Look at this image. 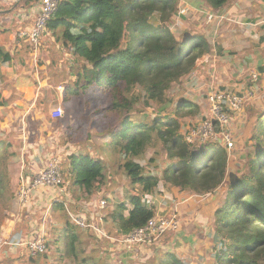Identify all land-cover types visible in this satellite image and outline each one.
Here are the masks:
<instances>
[{"label":"trees","instance_id":"obj_1","mask_svg":"<svg viewBox=\"0 0 264 264\" xmlns=\"http://www.w3.org/2000/svg\"><path fill=\"white\" fill-rule=\"evenodd\" d=\"M35 1L16 0L1 7L0 19L3 14ZM180 1L59 0L46 24L53 39L49 46L51 61L68 66L72 77L65 85L68 99L72 92L77 94L96 85L109 101L99 111L119 113V121L107 127L105 134L130 186L138 188V192L129 196L128 204L118 202L107 210L115 228L113 232L108 229L110 234H129L155 215V207L145 198L160 181L195 193L225 187L211 219L216 233L225 239V246L215 249V264H264V101L261 106L246 102V119L252 127L244 141L239 167L229 170L228 153L220 142L192 144L186 140L180 131L179 114L196 116L201 111L185 84L196 69L204 68V63L197 66L198 59L205 55L210 58L214 51L221 55L222 49L219 44L214 47L203 33L184 30L178 35L171 29L167 23L179 13ZM202 1L205 9L221 12L233 0ZM3 31L0 20V33ZM57 46L69 48L72 58L69 64L65 59L55 58L53 49ZM8 59L9 53L0 47V63ZM9 102L0 87V107ZM161 144L167 156L176 160L157 177L146 173L136 159L148 147ZM6 146L0 154V166L4 164L0 167V197L10 207L15 202L18 181L12 178L9 165L4 162V157L13 155L7 153L9 144ZM103 169V160L92 155L89 146L63 162L67 193L74 200L52 203L57 234L53 244L46 241V250L52 245L51 254L54 248L55 255L60 251L59 263L67 259L63 264H109L94 255H109L105 249L110 246L109 240L97 239L91 230L77 226L65 208L68 204L76 211L81 208L78 201H92L100 193ZM85 232L96 241L97 247L86 249L82 243ZM158 264L195 263L168 251L161 255Z\"/></svg>","mask_w":264,"mask_h":264},{"label":"rangeland","instance_id":"obj_2","mask_svg":"<svg viewBox=\"0 0 264 264\" xmlns=\"http://www.w3.org/2000/svg\"><path fill=\"white\" fill-rule=\"evenodd\" d=\"M193 3L194 1L191 2V5H193L192 9H189V7L185 5L182 0L180 1L179 13L174 15L172 20L167 23L171 29L178 35L182 34L184 30H189L193 33H203L214 47L222 42L230 43L231 45L230 36L226 35V32H232L234 30L232 28L233 25H229L231 28L227 27V29H224V27L228 24V20L223 18L219 27L224 31L222 33L220 31L215 32L216 18L213 16L208 18L206 23H201L204 15L200 12V10L204 8H201L199 5H196V3ZM234 26H236V24H234ZM21 27L23 26H20L19 28ZM257 31H261V27H259ZM253 36L257 37L255 34L242 35L246 41L238 44V47H240L239 49H253L255 46L254 42L251 41ZM52 41L53 39L48 31L41 37V44H47L48 46L46 49L49 51L51 48L49 46L53 43ZM53 50L55 58H61L62 60L65 59L67 64L72 61L68 47H56ZM224 53H226V50ZM224 53L219 55L214 51L210 58L208 55H205L203 58L198 59L197 66L198 64L202 63L203 65L204 63V68L196 69L190 80L185 84L186 91L194 95L195 101L200 107L201 114L196 116L183 115L182 113L179 114L178 122L180 125V131L184 134V136L188 133V131L197 128L199 123L204 120L205 116L208 115L207 95L212 89L225 87L227 90L233 89L236 93L243 95L244 90L253 86L256 92L254 95L257 98L256 103L259 106L262 105L264 94L261 93L262 89H259L262 78L261 76H258V80L256 82H251L250 77L251 69L258 71L257 65L251 68L253 61L247 63L246 66L243 62H231V60H228L231 53H226V55H224ZM245 55H247V53H245ZM35 64L36 62H34V66ZM223 66L226 71H223ZM66 69L64 81H67V78L70 76L68 66ZM52 71L55 70L53 69ZM58 73L60 74L63 72L58 71ZM38 81H40L39 84L42 86V88H40L39 95L41 96L40 99L43 101V108L39 111L43 112L44 117L46 118L44 121L45 124H43L44 128L40 131L41 133L38 130L40 125L38 126L30 123L23 126L21 123H18V120L13 121L9 127H5L4 124L8 115L3 111H1L2 114L0 113V154L3 153L2 151L5 147H8L6 145L9 144L7 153H13V155L4 157V162L8 163L12 178L15 179V181H18L15 186V192L18 189L19 179L22 175L21 170L23 171L21 166L26 158L23 157L19 150L21 144L20 140L18 138V140L13 139L12 135H16L17 131L20 132L22 130H26L29 134L37 133L39 137H44L41 147H43L42 149H44V151H50V156L62 154L65 147V149L73 147L74 151H77L89 146L91 148L92 155L99 156L104 163V179L101 191L95 197L96 199L103 198L106 201L105 207L101 210L102 213H106L108 209L114 207V205L118 202L123 201L128 204L129 196L131 194H136L138 192V188H132V186H130L129 179L120 166L121 161L119 160L118 155L110 149L109 143L107 142L109 141V138L105 134V130L107 127L119 121V113L104 109L99 111V109L107 107L109 103L106 95L103 94L100 88L96 85L90 86L86 90H79L77 94L72 92L69 99L66 94V101L64 103L66 108L63 105L64 114L59 119L54 120L50 118L49 113L51 109L57 105L54 93L55 86L52 87L57 81L54 78L53 80L50 78L48 81L44 82L40 75ZM49 82L52 86L47 85ZM66 84L67 83H65V85ZM13 114L14 117L18 116L15 111H13ZM201 116L203 118H201ZM230 116V134L234 141V148L232 150H228L222 145L228 153L229 170L240 166L239 161L242 158L245 149L244 141H246L249 137L252 127V123L248 124V120L245 115L242 116V114L232 112L230 113ZM215 133V136L219 139L221 136L219 129H216ZM68 137L71 139H68ZM55 138H57V140H55ZM217 139L208 140L207 142H220ZM73 144H77L78 148L76 149ZM35 147L39 148L40 146L36 145ZM38 151L40 161L37 164H39L38 167L40 168L45 165L48 156L45 152L43 153V151H40V149ZM173 160H176V158L172 159L167 156L163 144L157 145L156 147H148L144 155L141 158L136 159V161L143 166L146 173L153 174L157 177H161L165 168ZM28 162H30V159L27 157V160H25L24 163V172L27 167H31V163L28 164ZM3 166L0 167L2 168ZM60 188H63L67 194V187L64 179L58 190L52 191L49 189H43V194H49L51 196V193H53L57 195L56 192L59 191V193H61L59 197L65 199V195L62 191H60ZM224 190L225 187H220L219 189L211 192L199 191L195 193L192 191H181L177 187L170 184H164L163 181H160L158 187L153 193L147 195L145 200H147L149 205L155 207L156 215L176 214L180 221V229L175 233H170L167 236H164L158 244L135 246L138 248V256L136 255L133 259H131V263L158 264L161 254L157 253L161 252L163 254L171 251L192 263L195 262V264H215V249L224 247L225 239L222 235H218L216 233L212 226L211 219L213 217L214 209L217 208L218 203L222 200ZM50 196L47 201H43L41 204H35L32 208L27 207L22 211V215H24L25 220L27 221L26 225L28 227H30L31 221V223H34V227L32 228L37 229V233H40L42 230L45 231L47 243H52L55 235L57 234V231L54 229L56 219H54L52 212V205L50 204L52 198H50ZM15 209L16 200L12 206L9 207L8 203L4 201L1 202L0 197V224L4 221V217H10V214H13ZM29 215L32 216V219L30 218L31 220H28ZM96 215L95 211H93L91 218L94 220ZM27 233L30 235L29 230ZM97 239L101 238L97 237ZM82 243L86 246L87 250H89V247L91 246L97 247L96 241L88 237L87 232L84 234ZM51 247L49 250L47 249L44 253L35 257L29 256L27 252H24V250H22L24 252L23 254H18L10 252L9 247H1L0 264L67 263V259H64L59 263L57 260V254H59L60 251L56 252L55 255L54 251L56 249H53V254H51ZM107 247L122 246L115 242V245L112 244ZM141 247H145L144 250ZM113 252L115 251H111L110 249L109 255H94H96L97 258H100L101 262L120 264L119 259L116 256L112 257L110 255V253ZM123 259L126 260L127 257L124 256Z\"/></svg>","mask_w":264,"mask_h":264},{"label":"crops","instance_id":"obj_3","mask_svg":"<svg viewBox=\"0 0 264 264\" xmlns=\"http://www.w3.org/2000/svg\"><path fill=\"white\" fill-rule=\"evenodd\" d=\"M15 1L16 0H0V8L11 5ZM182 1L185 5L189 7V9H192V1H194L193 4L196 3V5H199L201 8L205 9L202 0ZM218 12L223 16V18H226L228 20V24L224 27V29H227V27H229V25L231 24L233 25L232 28L234 29L232 32H226V35L230 36L231 45L230 43H219L222 49L221 54H223L226 50V53H231L229 55L230 58H228V60H231V62H243L245 66L250 61H253L251 68L257 65V69L259 72H256H258L259 77L261 76L262 78L259 89H262L261 93L264 94V40H261L264 37V0H233L229 8L224 11ZM34 14L35 8L33 2L30 6L20 8L18 10L12 11L11 13H6L1 16L0 20L3 23L4 31L0 33V47H2L5 51L9 53V59L0 63V87L2 89L3 95L9 98L10 102L8 105L0 107V113L1 111H3L8 115V118L4 124L5 127H9V125L13 121L18 120V123H21L23 126L28 125L30 123L36 124L38 126L40 125L38 127V130L40 132L44 128L43 124H45L44 121L46 118L44 117V113L39 111L43 108V101L40 99L41 96L39 95L40 88H42V86L39 84L40 81H38L39 75L41 76L44 82L48 81L50 78L52 80L54 78L57 82L54 83L53 86L50 84V82L47 84L51 85L52 87H54L58 83H68L72 79V77L68 75L70 78L68 77L67 81H64L65 70H67V65L63 64V66H58L56 64H52L50 58V51L46 49V47L48 46L47 44L40 43L39 47L35 49L25 43H16V30L20 26H26L28 24H31L34 18ZM215 21V32L220 31L222 33L224 30L219 27L221 21L217 19ZM234 24H236V26H234ZM259 27H261V31H257ZM251 34L257 35V37L253 36V38L251 39V41L255 44L254 48L239 49L240 47H238V44H240V42L242 43L246 41V39H244L242 35ZM226 53H224V55H226ZM245 53H247V55H245ZM34 62H36L35 66ZM53 69L55 71H52ZM58 71L63 73L59 74ZM223 71H226L224 66ZM251 71L255 70L251 69ZM245 91H247V89L244 90V92ZM255 94L256 92L254 93V95ZM254 95L249 100V102L256 103L257 98ZM64 107L66 108L65 104ZM13 111H15L18 116L14 117ZM12 136L13 139L18 138L20 140L21 144L19 150L23 157L26 158L25 160H27V157L30 159V162H28V164L31 163V167H27L25 172V160L23 161V164L21 166L23 169V171L21 170L23 176L29 179L38 169L41 168H39V164H37L40 161L38 150L40 149V151H43V153L45 152L48 157L50 156V151H44V149H42L43 147H41V144H43L44 137H39L37 133L29 134V132H27L26 130H22L20 132L17 131V134ZM55 140H57V138H55ZM36 145L40 147L37 148L35 147ZM56 194L57 195L51 193L50 196L49 194H43V190H39L32 194V202L34 203V205L41 204L43 203V201H47L49 196L50 198H52L50 202L51 205L55 201L64 200V198L59 197L60 194L58 192H56ZM64 195L66 197L65 201L67 200L68 202L74 200L70 196V194H66L65 192ZM93 200L97 199L94 198ZM81 202H84V200L78 201V204H80V206ZM96 212L97 211L95 210V213ZM96 214L102 215L99 212H97ZM103 215L104 218L101 223L102 228L108 235H110L111 238L119 237L121 234H110L108 229H111V232H113L115 231V228H113V226L110 224V217L107 215V213L104 212ZM30 218L31 216L28 220L32 219ZM26 222L27 221L25 220L24 215L16 219L10 214V217H4V221L0 224V234H2L4 238H8L10 235L15 233H19L20 235L27 237L35 235L37 233V229L32 228L34 227V223H31L30 221V227H28L26 225ZM27 227L30 231V235H28L27 233ZM112 240L108 241L110 246L112 244L115 245V242H113ZM2 247H9V251L12 253L14 252L18 254H23L25 252L23 248L15 247L9 244L3 245ZM141 248L144 250L145 247ZM105 249L108 252L110 251V249L111 251H115L113 253H110V255L112 257L116 256L119 259L120 264H133L131 263V259H133L137 255L138 250V248L136 247L131 249L125 247H106ZM22 250H24V252ZM158 254L162 255L161 252H158ZM124 256L127 257L126 260L123 259Z\"/></svg>","mask_w":264,"mask_h":264},{"label":"built area","instance_id":"obj_4","mask_svg":"<svg viewBox=\"0 0 264 264\" xmlns=\"http://www.w3.org/2000/svg\"><path fill=\"white\" fill-rule=\"evenodd\" d=\"M59 0H37L34 2L35 14L31 24L23 26L16 31V43H25L33 48H38L41 43V37L46 34L47 20L55 10ZM204 18L201 23H206L210 17H215L221 21L223 16L216 11L201 9ZM264 25V21H263ZM251 81L258 80V72H250ZM255 93L254 87H250L244 94L236 93L233 89L215 88L209 91L207 95L208 118L202 120L197 128H194L186 134V140L189 143H205L208 140L217 139L215 130L219 129L220 137L217 139L228 150L234 148V141L230 134L231 116L230 113L242 114L246 116L245 105ZM66 86L65 84L55 85V96L57 105H55L50 113V118L56 120L63 116L65 103ZM76 149L77 144H73ZM66 148V147H65ZM63 149L62 154L49 156L44 166L38 169L31 178H25L23 174L20 176L19 185L16 193V209L11 214L16 219L23 216L22 211L25 208H32V194L39 190L49 189L56 191L63 182L62 166L65 159L73 155V147ZM60 191L65 193L63 188ZM59 193V191H58ZM61 194V193H59ZM106 201L99 198L93 201L81 202V208L71 211L69 205L65 206L68 216L72 221L82 229H89L96 234L98 238L112 240L125 248H135V246H143L145 244H158L160 240L180 229V221L176 214L154 215L145 225L136 228L129 234L120 235L117 238H111L102 228L101 223L104 218L102 209L105 207ZM97 211L102 215H96L94 220L91 218L93 211ZM96 212V213H97ZM95 213V214H96ZM31 215L28 216V218ZM32 217V216H31ZM97 220V221H96ZM12 245L15 247H23L30 255H37L46 250V233L42 230L40 233L29 237L22 236L19 233L4 238L0 234V247L3 245Z\"/></svg>","mask_w":264,"mask_h":264}]
</instances>
